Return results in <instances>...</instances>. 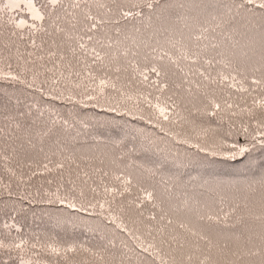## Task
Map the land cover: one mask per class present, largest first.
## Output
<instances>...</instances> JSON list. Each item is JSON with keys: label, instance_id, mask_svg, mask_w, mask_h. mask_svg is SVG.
<instances>
[{"label": "trees", "instance_id": "trees-1", "mask_svg": "<svg viewBox=\"0 0 264 264\" xmlns=\"http://www.w3.org/2000/svg\"><path fill=\"white\" fill-rule=\"evenodd\" d=\"M20 2L21 0H0V48L4 49L5 56L9 51L15 54L16 47L13 46V42L19 44L20 51L24 52L22 42L12 33L25 30L16 28L13 22L29 19L28 13L22 9L6 6ZM170 2L183 4L182 12L188 19L176 21L174 27L167 33L160 29L158 14H151L148 9H144L143 17L130 20L126 25L121 23L124 35L134 37L137 42L140 40L150 42L156 47L153 55H164L163 63L167 65L168 73L167 76L160 78V82L166 83L167 88L159 91L151 87V82L156 80L151 73H146L149 81H143L139 72L146 66L150 67L152 63L158 62L145 61L141 56L139 70L134 69L121 58L120 63L127 68V71H122L119 74L120 80L116 82L117 88L126 95L132 96L133 100H126L112 89L106 90L107 95L120 100L128 108L133 107L137 102L136 97L141 93H151L154 104L157 103L155 99L157 96L160 97L161 104L171 96L177 107L169 114L168 121H157L154 110L143 103L140 104L143 112L137 113L144 116V119L140 120L126 115L107 113L91 107V104L84 107L56 102L53 106L59 113L60 120H67L68 123L67 125L58 123L51 134L38 136L36 133L42 131L40 122L34 121L33 118L28 119L27 124H35L32 132L34 148L25 142L26 133L22 131L16 133L19 139L14 144L6 138L0 140V151L4 155L11 152V146L17 147L18 152V155L9 161L0 158V176H3L7 182L8 173L5 164L15 169L17 176L23 173L25 183L17 187L18 181H14L13 190L25 194L31 193L37 200V203L17 200L16 208L22 210L13 212L7 194L0 197V236H8L9 229L4 227L5 224L18 225L20 231L12 229L11 237L28 241L22 253L25 260H32L33 264H36V261L40 264H68L45 252L41 246L52 242L59 244L75 242L94 248L101 244L107 245L108 240H114L115 248L109 245L108 255L114 252L119 257L124 253L132 257L131 264H136L135 255L130 251L136 247L135 243L127 234L116 229L115 224L100 217L99 208L83 213L59 204L39 202L41 198L48 199L45 194L54 193L57 188L60 189L61 196L68 195L69 198L73 195L78 196L83 189L88 199H92L95 195L96 199L103 200V189L100 187L102 172L109 173L105 183L111 186L115 183L111 179L112 175H119L120 171L141 175L145 174V169H156L155 176L151 177L148 183L154 185L158 191L168 189L164 193L166 200L164 207L166 211L170 210L168 219H171L172 223L167 224L165 220L160 225L167 233L179 235L195 243L197 237L192 236L187 229H191V232H210L213 236L217 234L231 236L233 233L243 232L240 243H244L248 236L253 237L252 242H259L261 221L257 217L264 211L261 205V200L264 198V184L260 182L264 177V148L257 146L247 156L231 159L223 155L211 156L200 152L195 145L210 147L223 144V150L228 151V145L243 143L245 140L243 135L236 134L241 124H247L249 132L255 135V124L246 117L233 116L232 112L239 113L240 108L251 103L249 93L256 87L251 83V68L259 67L261 19L258 15L253 17L243 9H237L235 6L241 0H170ZM228 8H232L233 11L227 13ZM224 13H227L224 16L227 23L219 19L212 20L213 16ZM150 15L151 19L148 18ZM217 24L221 26L217 27ZM201 27L209 28L204 34L207 39H197L201 36ZM137 29L139 31H136ZM113 36L115 38L114 33ZM148 37H152L151 41H148ZM120 38L123 39V35ZM131 42L128 41L129 44ZM197 50L204 59L214 58L211 67L204 63V59L193 63L191 53ZM143 51L150 50L143 49ZM186 56L188 58H185ZM11 63L16 69L15 56ZM225 65L229 66L225 67ZM237 67L240 70L239 75L232 72V69ZM197 69L205 71L206 75L210 73L216 78L215 83L207 88L197 89L196 83L202 85L207 83L198 74L193 75ZM221 72L225 75L231 72L236 75V81L221 82L217 75ZM259 75L257 72L256 76ZM233 83L235 87H232ZM243 89L248 91L245 92ZM205 93L222 105L227 101L234 107L211 115V108L205 109L207 104ZM15 97L21 100L18 106L20 111H26L25 105L28 103L46 109L47 102L37 94L29 95L23 85L0 80V126H4L6 123L4 117L13 110ZM33 112L36 113V110L33 109ZM50 118L51 114L45 110L42 119ZM149 119L152 120L151 124L148 122ZM105 120L116 123L105 127L103 126ZM157 123L160 127L156 126ZM137 130L141 131L137 132ZM126 134H129L128 139L123 144L116 143ZM132 136L136 137L135 140ZM148 141L153 142L152 147L149 150H142L140 145ZM22 142L24 146L20 148ZM134 146L136 150L129 151ZM48 161H51L50 168H55L59 162H63L65 167L63 170L56 169L51 173H43L29 181L28 176L35 170V165ZM30 163L33 165L31 169L26 166L19 167L21 164ZM70 182H74V186ZM90 188H97V193L93 194ZM135 195V191L132 195H126L123 203L126 204ZM117 201L121 202V198L118 197ZM77 202H80L79 199ZM113 208L115 211L112 215H122L125 225L134 235L150 239L147 238L140 223L141 218L134 214L129 217L120 213L116 205H113ZM233 208L237 211L232 213L226 222L216 223L207 219L210 215H219L223 218L224 214L231 213ZM151 211V204L146 203L145 216ZM156 211L158 212L159 209ZM108 215V211L105 210L104 216ZM238 215L244 216L245 223L233 227ZM117 223H120V220H117ZM180 224H185L186 228H180ZM136 229L140 230L136 231ZM101 237L104 239L101 240ZM33 244H36L34 249L31 247ZM124 244L128 247L125 248ZM0 259L8 260L6 254L0 255ZM8 264L14 262L8 261ZM15 264H18V261ZM73 264H103V262L86 253H80L74 257Z\"/></svg>", "mask_w": 264, "mask_h": 264}, {"label": "snow or ice", "instance_id": "snow-or-ice-1", "mask_svg": "<svg viewBox=\"0 0 264 264\" xmlns=\"http://www.w3.org/2000/svg\"><path fill=\"white\" fill-rule=\"evenodd\" d=\"M25 10L28 13L29 19H20L15 23L18 29H24L20 33L13 32L12 35L17 37L18 41L22 42L24 52L20 51V45L13 42L16 47V52L13 54L9 51L7 56L4 55V49L0 48V80L9 81L17 85H23L28 90L29 95L37 94L41 99L47 102L46 109L40 108L37 104L28 103L25 105L26 111H20L19 105L21 100L19 97L14 99L13 110L4 117L6 123L0 126V140L7 139L13 144L19 137L17 132L26 133V143L31 147H35L32 143V132L35 124H27L26 121L33 118L34 121L40 122L42 131L36 135H49L56 129L58 123L67 125L68 121H61L59 113L55 111L54 104L56 102L69 103L73 106L82 105L93 108H99L107 113H116L126 115L134 119L143 120V108L140 104L143 103L150 109H153L156 114V120L168 121L169 114L177 107L176 102L171 96L161 104L160 97H155L157 103H153L151 93L138 94L136 103L132 108H128L122 104L120 100L106 94L107 89H112L119 96L126 100H133L132 96L126 95L120 88H117V81L120 80V73L127 71L121 63L123 58L134 69L139 70V58L143 56L145 61H157L152 63L150 67L146 66L143 71H140V76L143 81H149V76L146 73H151L156 77V80L151 82V87L157 88L159 91H164L167 88L166 83H161L160 78L167 76L168 67L163 63L164 55L155 56L156 47H153L150 42L145 40H137L134 37L124 35V29L121 28V23L125 25L128 21L144 16V9L150 10L151 14H158L160 21V29L167 33L174 27L176 21L187 20L188 17L182 10L183 4H174L170 0H21L20 3L14 5H6ZM237 9H243L250 13L253 17L259 16L261 19V54L259 59V67L251 68L252 85L256 87L249 93L251 103L240 108L239 113L232 112L233 116L240 115L246 117L256 126L255 135L249 132L247 124H241L237 129V135H243L245 140L243 143H233L228 145V151H224L223 144L202 147L195 145L200 152L207 153L211 156H226L231 159L247 156L257 146L264 148V0H241L235 6ZM232 8L227 9V13H231ZM213 16L212 20L219 19L223 23L224 16ZM149 19L152 18L150 15ZM30 21V22H29ZM221 26L220 24L216 25ZM214 30V29H213ZM136 31H139L138 29ZM209 31L207 27H201V36L197 39L208 37L204 34ZM115 34V38L113 36ZM123 35V39L120 37ZM152 37H148L151 41ZM132 42L129 44L128 41ZM159 46V41L156 42ZM215 47V45H213ZM149 49L150 51H143ZM13 56L17 61L16 69L11 63ZM193 63H198L204 59L200 51L191 53ZM185 58H188L187 56ZM204 63L211 67L214 63V58L204 59ZM229 65H225L228 67ZM248 71V69H245ZM232 72L236 75L240 74L239 67L233 68ZM259 73V77L256 73ZM199 75L207 83H196V88H207L210 84L215 83L216 78L210 73L207 75L205 71L196 70L193 75ZM221 82L232 80L236 81V75H225L218 73ZM247 78V77H245ZM186 79V77H185ZM179 87V85L177 86ZM232 87H235L233 83ZM247 92L248 89H243ZM253 93H256L253 95ZM207 104L205 109L211 108V115H216L217 112L231 110L234 105L225 101L223 105L218 103L214 97L205 93ZM12 98H10L11 100ZM236 107H239L236 105ZM36 110V113L33 112ZM45 110L51 114V118L43 120ZM150 124L152 120L148 121ZM115 121L105 120L103 126L108 127ZM88 125L85 123V127ZM160 127L159 123L156 125ZM164 131L163 128H160ZM141 130H137L139 132ZM126 134L120 141L116 143L123 144L128 139ZM135 136L132 139L135 140ZM188 143V141H184ZM153 142L148 141L142 143V150H149ZM11 146V145H10ZM24 142L20 144L23 148ZM135 146L129 151H135ZM43 151V149H41ZM18 155L17 147L11 146V152L4 155L0 151V158L4 161H9ZM47 160V157H45ZM47 163L35 165V170L30 172L28 180L33 177L42 175L43 173H51L56 169L63 170L65 165L59 162L55 168H50ZM32 168L33 165H19V167ZM5 170L8 173L7 182L3 176H0V197L7 194L8 200L11 201L12 211L18 212L22 209L16 208L17 200L20 202L30 201L37 203L36 198L31 194L24 192H16L13 190V182L18 181L17 187L25 183L24 174L17 176L16 170L8 167L5 164ZM156 169H145V174L135 175L120 171L119 175H112V181H115L111 186L105 183L109 177L108 172H102L100 176V187L103 189V200L96 199L93 195L92 199L86 197L85 191L82 189L77 195L69 198L68 195H59L60 189L54 193H46L48 199L41 198L40 203L59 204L66 206L68 209H75L78 212L88 213L99 208V216L105 221L115 224L116 229H120L133 240L136 247L131 249L135 255L136 264H264V211L257 217L261 221V232L259 234V242H252L253 237L248 236L244 243H240L243 238V232L233 233L231 236L217 234L213 236L210 232H191L192 236L197 237L195 243H191L186 238H181L179 235L167 233L161 223L167 220V224H171L172 220L168 219L169 211L165 210L164 193L168 189L158 191L154 185L148 183L151 177L156 174ZM264 184V177L260 181ZM52 183V181H48ZM73 183L74 182H70ZM93 194L97 193V188H90ZM133 191L136 195L133 199L123 203V198L126 195H132ZM39 195V192H37ZM121 198L118 203L117 198ZM79 199V203L77 200ZM95 200V202H93ZM151 204L152 211L145 216L144 205ZM113 205L120 209V213L131 217L133 214L141 218L140 223L147 234V238L134 235L132 231L125 225L122 215H112L115 211ZM262 208H264V198L261 200ZM156 209H159L157 212ZM107 210L109 215L104 216V211ZM237 211L232 209L231 213H225L223 218L219 215H210L207 217L209 221L216 223L226 222L228 217ZM204 217H201L203 219ZM14 220L15 217L13 216ZM120 220V223H117ZM147 221V223H145ZM155 222V223H153ZM245 218L243 215H238L233 224L244 225ZM5 228L9 229L8 236H0V255L6 254L8 260L0 259V264H8V261L18 264H33L32 260H25L22 253L25 251L27 240L19 239V237H11V230L20 231L15 223L5 224ZM180 228H186L185 224H180ZM140 229H136L139 231ZM104 237H101L103 240ZM109 245L115 248L114 240H108L107 245L101 244L94 248L85 247L81 243L59 244L56 242L42 245V249L51 255L58 257L68 264H73L74 257L80 253H86L90 257L96 258L103 264H131L132 257L121 253L119 257L113 252L110 256ZM36 248V244L31 246ZM127 248L128 245L124 244ZM16 255H13V254ZM37 255V253H33ZM36 264H40L36 261Z\"/></svg>", "mask_w": 264, "mask_h": 264}]
</instances>
